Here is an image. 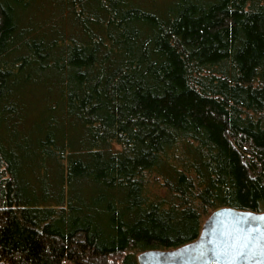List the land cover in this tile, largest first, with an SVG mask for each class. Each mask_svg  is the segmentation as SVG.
Segmentation results:
<instances>
[{
  "label": "trees",
  "instance_id": "obj_1",
  "mask_svg": "<svg viewBox=\"0 0 264 264\" xmlns=\"http://www.w3.org/2000/svg\"><path fill=\"white\" fill-rule=\"evenodd\" d=\"M264 214V0H0V264H138Z\"/></svg>",
  "mask_w": 264,
  "mask_h": 264
},
{
  "label": "water",
  "instance_id": "obj_2",
  "mask_svg": "<svg viewBox=\"0 0 264 264\" xmlns=\"http://www.w3.org/2000/svg\"><path fill=\"white\" fill-rule=\"evenodd\" d=\"M138 264H264V214L220 210L185 247L147 252Z\"/></svg>",
  "mask_w": 264,
  "mask_h": 264
},
{
  "label": "flooded vegetation",
  "instance_id": "obj_3",
  "mask_svg": "<svg viewBox=\"0 0 264 264\" xmlns=\"http://www.w3.org/2000/svg\"><path fill=\"white\" fill-rule=\"evenodd\" d=\"M253 214H258V213H253Z\"/></svg>",
  "mask_w": 264,
  "mask_h": 264
}]
</instances>
